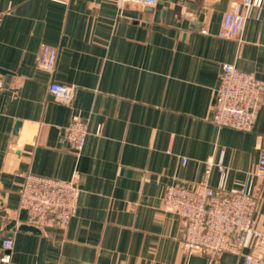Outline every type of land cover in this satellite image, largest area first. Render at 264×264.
Here are the masks:
<instances>
[{"label": "crops", "instance_id": "0c3cea01", "mask_svg": "<svg viewBox=\"0 0 264 264\" xmlns=\"http://www.w3.org/2000/svg\"><path fill=\"white\" fill-rule=\"evenodd\" d=\"M232 1L0 0V248L11 235V264H244L228 251L187 254L184 219L164 201L174 183L252 187L264 229V93L251 130L212 119L224 63L264 81V2L240 37L223 38ZM45 43L58 50L53 72L38 66ZM52 81L73 86L69 104ZM75 118L89 129L80 152L67 138ZM28 171L76 180L65 226L27 223Z\"/></svg>", "mask_w": 264, "mask_h": 264}, {"label": "built area", "instance_id": "2783aa9c", "mask_svg": "<svg viewBox=\"0 0 264 264\" xmlns=\"http://www.w3.org/2000/svg\"><path fill=\"white\" fill-rule=\"evenodd\" d=\"M131 1L143 5L157 2L119 0V3ZM263 2L264 0H233L224 14L219 36L240 37L249 12L253 8H262ZM202 32L207 33L208 30L204 28ZM57 60L58 50L50 44H43L38 66L53 72ZM3 85L0 79V88ZM49 89L56 101L65 104L72 101L73 86L52 81ZM263 93L264 81L257 75L242 70L233 63H224L215 92L212 119L219 126L251 130ZM96 132H101V126L97 127ZM88 133V123L82 118H75L68 125L67 138L77 152L84 148ZM213 164V160H207L206 177ZM219 165L223 172L222 165ZM255 173L264 177V135ZM22 176L24 180L20 189V208L27 214V223L39 227L65 226L76 210L79 191L76 180L32 171L23 172ZM164 201L184 219L181 241L187 254L198 250L214 253L228 251L243 255L244 264H264V229L254 222L256 197L252 187L242 191H227L222 182L214 187L207 179H204L200 188L174 183L167 186ZM13 244V237L6 234L0 248V264H11Z\"/></svg>", "mask_w": 264, "mask_h": 264}]
</instances>
